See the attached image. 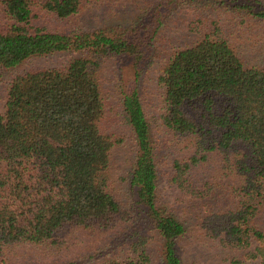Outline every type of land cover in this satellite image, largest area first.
<instances>
[{
    "label": "trees",
    "instance_id": "16d2710c",
    "mask_svg": "<svg viewBox=\"0 0 264 264\" xmlns=\"http://www.w3.org/2000/svg\"><path fill=\"white\" fill-rule=\"evenodd\" d=\"M103 1L0 0L7 19L0 26V70L35 56L76 54L65 65L15 75L8 87L0 111V264H9L15 245L46 243L74 227L112 232L105 253L91 255L93 261L98 257L96 264H154L150 229L160 237L161 262L185 264L177 241L186 227L170 205L159 202L157 145L139 89L140 66L163 24L155 12L175 0L154 7L156 20L94 31L63 32L35 23L43 12L69 18ZM215 2L264 20V0ZM210 22L205 27L203 16L196 18L190 30L199 39L160 68L158 118L166 133L190 140L193 148L171 162L170 180L199 196L195 169L212 153L233 156L243 176L233 185L236 200L208 212L202 227L241 253L233 264H264L258 224L264 210V65L245 60L223 24ZM111 59L120 62V71L130 61L134 72L130 79L116 76L118 103L103 75ZM117 106L135 150L125 203L111 174L113 151L125 138L106 127Z\"/></svg>",
    "mask_w": 264,
    "mask_h": 264
},
{
    "label": "rangeland",
    "instance_id": "374dc122",
    "mask_svg": "<svg viewBox=\"0 0 264 264\" xmlns=\"http://www.w3.org/2000/svg\"><path fill=\"white\" fill-rule=\"evenodd\" d=\"M161 1L164 0H104L89 5L79 14L69 18H60L43 12L35 23L63 32L94 31L114 24L140 23L147 21V18L156 20L152 11ZM158 13L163 24L140 66L139 89L150 121L152 139L157 145L159 202L170 205L185 224L186 232L177 241L178 253L185 264H233V258L241 257V253L224 246L218 239L207 234L202 227V220L211 210L233 204V200H236L233 185L240 182L243 176L236 173L233 156L228 159L224 155L212 153L193 172L194 177L199 179L197 182L200 185L198 190H202L201 195L196 196L192 192L180 190L171 183V162L177 157H188L192 154L193 148L190 140H178L164 131L158 118L162 103V89L158 78L160 68L172 53L194 44L199 39V36L190 30V25L201 16L204 18L205 27L212 19L219 20L238 53L247 61L264 65V20L244 11L228 9L215 0L213 4L211 0H175L161 6L160 12H155L157 16ZM6 25L7 19L0 11V26ZM74 56L76 54L71 52L35 56L16 67L0 70V111L5 108L8 87L15 75L46 67L62 66ZM123 65L124 69L120 71V62L111 59L103 70V75L108 80L106 84L111 89L110 98L116 103H118L116 76L122 73L124 79H130L134 75L130 61H124ZM106 127L125 138L113 151L111 170L115 193L125 203L130 195L129 175L135 150L132 131L124 122L121 107L117 106L108 114ZM258 224L264 230V210ZM147 233L154 264H163L160 259L161 240L157 231L150 229ZM111 236L112 232L74 227L70 232L46 243L15 245L11 249L9 264H92L99 260L97 257L93 261L91 255L99 253L101 256L102 251L105 253ZM245 264L260 262L252 260Z\"/></svg>",
    "mask_w": 264,
    "mask_h": 264
}]
</instances>
